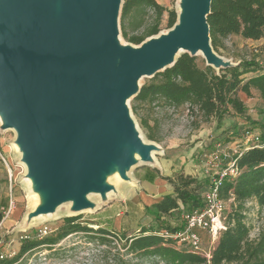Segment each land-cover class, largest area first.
I'll use <instances>...</instances> for the list:
<instances>
[{
    "label": "water",
    "instance_id": "water-1",
    "mask_svg": "<svg viewBox=\"0 0 264 264\" xmlns=\"http://www.w3.org/2000/svg\"><path fill=\"white\" fill-rule=\"evenodd\" d=\"M57 1L0 0V113L18 131L30 176L53 190L38 212L108 190L96 182L109 161L128 165L111 133L136 141L120 107L138 95L140 78L197 50L216 70L232 66L211 47L206 20L212 0H183L171 31L123 52L115 42L123 0H60L58 11Z\"/></svg>",
    "mask_w": 264,
    "mask_h": 264
},
{
    "label": "trees",
    "instance_id": "trees-1",
    "mask_svg": "<svg viewBox=\"0 0 264 264\" xmlns=\"http://www.w3.org/2000/svg\"><path fill=\"white\" fill-rule=\"evenodd\" d=\"M210 8L206 21L215 53L223 50L224 41L230 37L264 43V0H212ZM165 14V25L171 29L177 18L174 10L166 9L156 0H124L120 16L122 37L135 45L142 44L144 39L159 33ZM129 19L132 34L127 33L125 24ZM248 74L252 76L247 77ZM252 89L264 95V66L255 58L216 70L197 56L183 53L172 67L145 83L134 99L148 102L154 110L163 108L176 113L182 109L193 125L197 121L221 122L231 115L256 125L246 116V105L239 98L240 92L250 97ZM141 125L148 127L147 121H141ZM230 161L234 162L237 175L222 179L218 187L219 196L229 201V209L224 216L225 228L217 232L209 258L176 236L185 229V217L203 206V194L211 186L212 178H194L181 171L163 177L153 170L172 190L149 206L126 202L119 211L122 220L118 230L113 229L117 213L105 219L97 214L92 218L97 223L95 227L81 223V215L65 217L48 235H25L18 253L9 259L0 258V264H13L41 248L52 251L71 235L97 240L102 246L120 243L124 252L117 255V264H264V219L257 237L250 238L252 227L247 223L245 206L254 202L258 209H264V135H259L256 146H248Z\"/></svg>",
    "mask_w": 264,
    "mask_h": 264
},
{
    "label": "rangeland",
    "instance_id": "rangeland-1",
    "mask_svg": "<svg viewBox=\"0 0 264 264\" xmlns=\"http://www.w3.org/2000/svg\"><path fill=\"white\" fill-rule=\"evenodd\" d=\"M156 2L178 14L179 0H156ZM121 6L116 21L115 42L117 45L131 44L141 47L151 37L144 39L140 45L124 40L120 26ZM56 12L53 15L54 20L58 14ZM129 21L130 19L125 23L127 33L132 34L134 30L129 25ZM165 24L166 14L163 16L157 35L170 30ZM214 54L231 65H235L239 60L255 58L260 65L264 66L263 40L252 42L240 37H230L224 41L223 50L218 53L214 52ZM196 56L206 63L202 55L196 54ZM250 76L252 74L247 75V77ZM152 77L140 78L138 88L141 89ZM135 97L132 96L124 101L129 119L135 123L139 135L146 142H152L157 147L158 153L155 154L157 164L134 166L130 172L131 183L118 181L116 186L114 183L107 182L106 186L116 189L117 195H110L103 201L90 196L97 206L74 214L82 216L81 223L95 227L97 223L92 219L94 216L100 214L104 217L102 219H105L113 214H120L119 211L128 201H138L143 198L149 203L151 200L149 196L163 191L166 185L153 170H157L163 177L172 176L179 171L199 179L218 177L234 155L251 145V139L244 136L245 130H251L255 135H264V95L260 96L257 90L252 89L250 97L240 92L239 97L246 105V116L251 122L258 123L256 125L250 124L243 117L234 115L226 117L221 122L199 123L197 121L193 125L182 109L176 113L163 108L154 110L148 102L135 101ZM1 115L0 154L5 163L0 158V213L2 216L0 219V258L9 259L18 253L20 242L25 235L32 237L43 230L47 232L45 235H48L55 231L63 218L70 215H67L65 207L61 206L52 218L36 220L27 217L33 208V201L28 196L27 185L30 171L25 166L27 163L19 143L18 131L8 124L3 114ZM141 121H147L148 127L144 128ZM148 134L153 135L157 141L151 140ZM245 206L248 211L247 223L252 227L250 238L253 239L257 237L258 229L263 222L264 209H258L254 202H247ZM228 209L229 201L226 202L225 213ZM198 232L200 246L197 253L209 258L217 234L212 237L206 231L199 230ZM123 252L120 243L115 241L110 245L102 246L97 240H89L82 235H71L57 244L54 250L48 251L41 248L26 254L24 258L13 264H117L115 259L119 253Z\"/></svg>",
    "mask_w": 264,
    "mask_h": 264
},
{
    "label": "bare ground",
    "instance_id": "bare-ground-1",
    "mask_svg": "<svg viewBox=\"0 0 264 264\" xmlns=\"http://www.w3.org/2000/svg\"><path fill=\"white\" fill-rule=\"evenodd\" d=\"M182 2L183 0H179L177 9H178V21L177 24L180 22V16L181 13L183 12L182 9ZM55 8L58 11L60 8L61 1L58 0L55 3ZM172 29L168 30L165 33H160L157 36L151 37L148 40H146L145 43L149 42L150 40H157L160 39V37L166 35L169 31ZM119 52H123L125 50H139L140 47H135L131 44L128 45H118ZM181 52V49H178L176 54L174 55V59L176 58V55H178ZM196 54L202 55L204 58L205 56L203 53L199 50L195 52ZM140 79L136 82V88H138ZM121 109L127 111L126 104L123 102L121 103ZM128 114V111H127ZM0 116L1 113H0ZM129 116V114H128ZM1 118V117H0ZM131 127L133 130V133L135 135L136 141L134 143H127L121 139H119L116 135L111 133V136L113 140L117 143V147L121 150L124 151V153L127 156L128 160V165L124 166V168H120L117 164L115 165L114 162L109 161L108 168L107 170H103L100 174L99 181L98 183L99 186L107 184V182L114 183L117 186L118 181H122L125 183H131L130 182V172L134 166L137 165H156L157 160L155 158V154L158 153L157 147L155 144L152 142H146L141 135H139L135 123L132 121L131 122ZM26 168L28 169L27 164H25ZM27 185L29 188V197L33 201V208L30 210L29 215L27 216L29 219H46V218H52L55 217V214L58 212L59 208L61 206L65 207V213L67 215L71 214H77V213H82L85 212L86 210L93 209L97 206L96 203H94L91 199L90 196H95L97 199L100 201L106 200L110 195H117V191L114 188L108 187V190L101 191L100 192H95V191H89L86 192V194L81 196V203H78V201L72 199V198H67L66 201L55 205V207L51 211L43 212L38 210L42 207H46L49 203V199L53 197L54 193L53 190L49 188H42L40 185L39 180L35 179V177L30 176L27 178Z\"/></svg>",
    "mask_w": 264,
    "mask_h": 264
},
{
    "label": "built area",
    "instance_id": "built-area-1",
    "mask_svg": "<svg viewBox=\"0 0 264 264\" xmlns=\"http://www.w3.org/2000/svg\"><path fill=\"white\" fill-rule=\"evenodd\" d=\"M247 139H251V145L256 146L259 142V135L245 133ZM246 149V148H245ZM0 158L5 163L2 155ZM226 169L223 170L218 177L212 178L211 186L204 192V204L200 208L192 211L191 214L185 217L184 230L176 237L181 241L190 244L192 249L197 252L199 249V233L198 231H206L212 237L216 236L217 232L224 229V213L226 202L219 196L218 187L222 179L226 177L233 178L237 175V169L233 161H228ZM45 230L40 231L39 235H45Z\"/></svg>",
    "mask_w": 264,
    "mask_h": 264
},
{
    "label": "crops",
    "instance_id": "crops-1",
    "mask_svg": "<svg viewBox=\"0 0 264 264\" xmlns=\"http://www.w3.org/2000/svg\"><path fill=\"white\" fill-rule=\"evenodd\" d=\"M239 97H240V94H239ZM186 175H188V174H186ZM164 182L166 184L165 185V189L163 191L156 192L151 197L149 196V198H151V200L149 201V203L145 199H143V198L139 199L138 201H131V202H136V203L137 202H142L143 204L149 206L150 204H152L153 202H155L156 200H158V198H159L160 195H162L164 193H168V192H170L172 190L171 186L166 181H164ZM102 218H104V217H102ZM121 220H122V214L120 213V214H118L116 216V218H114V221H113V229H115V230H118L119 229L120 224H121Z\"/></svg>",
    "mask_w": 264,
    "mask_h": 264
}]
</instances>
